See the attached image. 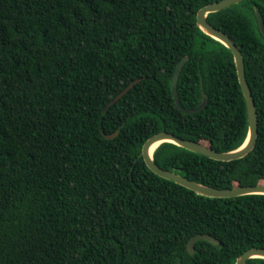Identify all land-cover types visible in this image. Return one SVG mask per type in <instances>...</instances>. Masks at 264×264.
Instances as JSON below:
<instances>
[{
	"label": "trees",
	"instance_id": "obj_1",
	"mask_svg": "<svg viewBox=\"0 0 264 264\" xmlns=\"http://www.w3.org/2000/svg\"><path fill=\"white\" fill-rule=\"evenodd\" d=\"M217 1L0 0V264H235L264 248V194L204 196L158 176L142 156L160 131L221 152L247 137L233 54L196 23ZM255 7L264 20V0L207 15L242 54L257 111L254 148L221 161L162 142L153 152L160 167L215 188L264 183ZM185 56L176 89L185 108L207 95L199 113L181 112L171 91ZM197 233L219 244L200 239L189 254Z\"/></svg>",
	"mask_w": 264,
	"mask_h": 264
},
{
	"label": "water",
	"instance_id": "obj_2",
	"mask_svg": "<svg viewBox=\"0 0 264 264\" xmlns=\"http://www.w3.org/2000/svg\"><path fill=\"white\" fill-rule=\"evenodd\" d=\"M242 1L244 0H220L217 2L209 3L201 7L197 11L196 23L203 32H205L207 35L211 36L212 38L220 41L221 43H223L225 46H227L230 49V51L233 54L235 66L237 70V75H238V80H239V83L242 89V93L245 98L247 118H248V134H247V137L244 143L235 150L221 152V151L213 150L212 148L200 142L181 138L172 132L160 131L150 136L144 142L142 146L143 159L147 167L152 172H154L158 176L172 180L182 186H185L186 188L193 190L194 192L198 194L208 196V197L228 198V197H236V196L247 195V194H264V183H257L253 185H241V186L237 185L231 188L211 187L208 185L198 183L185 176L179 175L177 173H174L172 171H169L167 169L160 167L158 164L155 163L153 159V152L156 149V147L162 142H172L185 149L205 155L215 160L231 161V160L243 158L244 156L249 154V152L254 148L256 140H257V135H258L257 111H256L254 100L251 94L250 87L245 77L244 60H243L242 54L230 36H228L222 30L216 28L214 25H212L207 20V15L209 13L217 12L228 6L237 4ZM254 11H255V16L257 19L259 30L261 32V36L264 41V20H263L261 13L256 7L254 8ZM187 59L188 57L185 56L177 64L174 70L172 81H171V91H172V95L174 97V101L178 109L185 114H194V113H199L200 111L204 109V107L207 104L208 97L207 95L203 94L199 105L195 108H185L181 104L178 93H177L176 85H177L179 73ZM139 80L140 78L131 82L124 90H122L115 98H113L109 102L108 106L113 104L122 95H124ZM117 132L118 131H116L114 134H111V135H107L103 133V135L106 138H113L114 136H116ZM154 145H156V147L154 148V150H152V147ZM200 239L206 240L215 245L219 244V240L216 237L210 234H207V233H197L193 235L187 242L186 248L189 254H193L195 252L194 244L197 240H200ZM251 258H264V248L252 247V248L247 249L246 251H244L237 257L235 264H246L247 260Z\"/></svg>",
	"mask_w": 264,
	"mask_h": 264
},
{
	"label": "bare ground",
	"instance_id": "obj_3",
	"mask_svg": "<svg viewBox=\"0 0 264 264\" xmlns=\"http://www.w3.org/2000/svg\"><path fill=\"white\" fill-rule=\"evenodd\" d=\"M155 147H156V145H154V146L152 147V150H154Z\"/></svg>",
	"mask_w": 264,
	"mask_h": 264
}]
</instances>
